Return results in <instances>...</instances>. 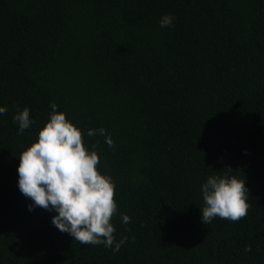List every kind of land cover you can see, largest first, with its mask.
Returning <instances> with one entry per match:
<instances>
[{"label":"trees","instance_id":"obj_1","mask_svg":"<svg viewBox=\"0 0 264 264\" xmlns=\"http://www.w3.org/2000/svg\"><path fill=\"white\" fill-rule=\"evenodd\" d=\"M52 103L114 141L84 137L115 184L118 252L17 187ZM0 106V264H264V0H0ZM229 168L248 213L204 225L201 184Z\"/></svg>","mask_w":264,"mask_h":264},{"label":"clouds","instance_id":"obj_2","mask_svg":"<svg viewBox=\"0 0 264 264\" xmlns=\"http://www.w3.org/2000/svg\"><path fill=\"white\" fill-rule=\"evenodd\" d=\"M174 19L172 14H164L159 26H174ZM50 108L35 141L18 156L17 187L31 200L29 211L40 207L55 213L51 222L60 232L69 234L81 245H103L118 252L125 238L117 240L114 235L112 218L118 212L115 184L99 169L100 157L86 145L84 137H104L110 148L114 141L103 127L82 132L63 111L57 110L55 103ZM7 111V107L0 106V116ZM12 120L21 134L34 123L27 107L18 108ZM230 173L231 168L222 175H209L201 184L204 225L217 217L232 222L246 217L248 188L245 180ZM121 221L127 224L130 218L122 214Z\"/></svg>","mask_w":264,"mask_h":264}]
</instances>
